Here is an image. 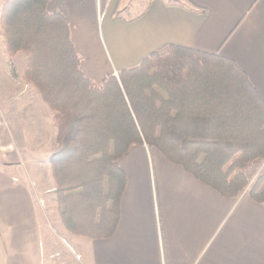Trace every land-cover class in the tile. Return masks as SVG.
Here are the masks:
<instances>
[{
    "label": "crops",
    "instance_id": "obj_1",
    "mask_svg": "<svg viewBox=\"0 0 264 264\" xmlns=\"http://www.w3.org/2000/svg\"><path fill=\"white\" fill-rule=\"evenodd\" d=\"M145 1L129 17L122 12L130 4L121 0H48L47 10L67 17L80 67L95 82L175 44L232 59L264 101V0ZM1 67L4 80L8 72ZM6 81L8 90L0 89V264H264V202L246 190L223 197L146 144L132 145L118 160L126 181L114 234L88 239L66 231L48 163L53 113L38 94L27 96ZM29 98L39 99L31 113Z\"/></svg>",
    "mask_w": 264,
    "mask_h": 264
},
{
    "label": "trees",
    "instance_id": "obj_2",
    "mask_svg": "<svg viewBox=\"0 0 264 264\" xmlns=\"http://www.w3.org/2000/svg\"><path fill=\"white\" fill-rule=\"evenodd\" d=\"M48 0H4L0 28L9 56L22 53V80L53 113L48 156L58 216L69 233L111 237L126 176L118 164L134 144L223 197L264 202V169L249 184L244 167L264 160V101L230 58L166 44L139 64L87 77L69 21Z\"/></svg>",
    "mask_w": 264,
    "mask_h": 264
},
{
    "label": "rangeland",
    "instance_id": "obj_3",
    "mask_svg": "<svg viewBox=\"0 0 264 264\" xmlns=\"http://www.w3.org/2000/svg\"><path fill=\"white\" fill-rule=\"evenodd\" d=\"M2 0H0L1 3ZM126 1V5H129L125 10H123L122 15L129 17L131 15H135L145 9L146 1L145 0H121V2ZM167 1H173V0H167ZM118 12V11H117ZM25 62L26 58L22 53H17L14 56H9L5 50L4 47V41L2 37V31L0 28V78H2V74L4 75V72L2 71L1 66H6L8 75H5V79H0V89L5 86V88L8 90L7 87V79H10L13 84H17V89H22V93L27 94V96H34L37 93L31 88L27 83H25L22 80V72L25 69ZM19 82V83H18ZM7 83V84H6ZM10 84V83H9ZM23 86V87H22ZM4 88V87H3ZM12 93L14 97V93H18L19 91L14 88V85L11 87ZM5 91V90H4ZM16 97V96H15ZM20 102V101H19ZM35 102L39 104L38 101H33V99L29 98L28 100V111L31 113L35 106ZM23 102H21L22 105ZM44 104V103H43ZM11 108H13V105H15L14 101L11 102ZM20 106V104H19ZM45 108L48 112H51L48 107L44 104ZM6 108V105H5ZM37 111H39V108L37 107ZM52 113V112H51ZM31 115H27V121H31ZM55 125V123H54ZM53 126V125H52ZM56 126V125H55ZM263 160H255L251 163H249L247 166L244 167V171L248 177L249 184L256 178V176L264 169Z\"/></svg>",
    "mask_w": 264,
    "mask_h": 264
},
{
    "label": "built area",
    "instance_id": "obj_4",
    "mask_svg": "<svg viewBox=\"0 0 264 264\" xmlns=\"http://www.w3.org/2000/svg\"><path fill=\"white\" fill-rule=\"evenodd\" d=\"M116 74V73H115Z\"/></svg>",
    "mask_w": 264,
    "mask_h": 264
}]
</instances>
